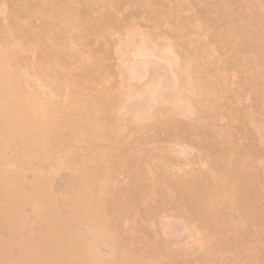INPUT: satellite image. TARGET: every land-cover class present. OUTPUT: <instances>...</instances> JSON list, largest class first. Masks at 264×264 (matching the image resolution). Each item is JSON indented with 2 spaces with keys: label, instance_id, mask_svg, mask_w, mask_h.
Segmentation results:
<instances>
[{
  "label": "rangeland",
  "instance_id": "1",
  "mask_svg": "<svg viewBox=\"0 0 264 264\" xmlns=\"http://www.w3.org/2000/svg\"><path fill=\"white\" fill-rule=\"evenodd\" d=\"M0 264H264V0H0Z\"/></svg>",
  "mask_w": 264,
  "mask_h": 264
}]
</instances>
